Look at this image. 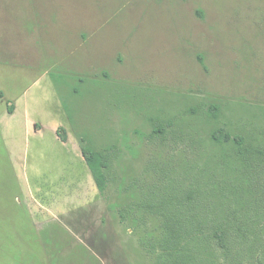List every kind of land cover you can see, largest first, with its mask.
<instances>
[{
    "label": "rangeland",
    "instance_id": "rangeland-1",
    "mask_svg": "<svg viewBox=\"0 0 264 264\" xmlns=\"http://www.w3.org/2000/svg\"><path fill=\"white\" fill-rule=\"evenodd\" d=\"M29 5L0 0L20 78L0 116V264H163L164 215L195 217L188 196L205 221L250 222L242 264H264V0ZM35 12L58 27L47 52ZM83 148L106 155L103 193Z\"/></svg>",
    "mask_w": 264,
    "mask_h": 264
},
{
    "label": "trees",
    "instance_id": "trees-1",
    "mask_svg": "<svg viewBox=\"0 0 264 264\" xmlns=\"http://www.w3.org/2000/svg\"><path fill=\"white\" fill-rule=\"evenodd\" d=\"M218 135H213V140L218 144L230 140V137L221 131ZM233 142L238 144L236 140ZM81 152L96 189L103 193L108 186L106 155L84 148ZM239 152L242 153L240 149ZM188 198L191 199L190 202L197 201L195 217L185 213L187 210L177 215H164V237L160 244L164 256H160L159 261L163 264H242L244 248L251 246L253 242L250 237V222L242 223L238 219L224 216L219 219L208 216L205 221L198 215V211L204 209L198 202L200 199L190 196ZM183 206L185 205L181 204V207ZM187 207L190 208L189 205ZM193 247L196 248L194 252Z\"/></svg>",
    "mask_w": 264,
    "mask_h": 264
},
{
    "label": "crops",
    "instance_id": "crops-1",
    "mask_svg": "<svg viewBox=\"0 0 264 264\" xmlns=\"http://www.w3.org/2000/svg\"><path fill=\"white\" fill-rule=\"evenodd\" d=\"M29 3L31 4L29 5L30 9L32 10L31 12H34L32 0H29ZM28 20V34L30 36L31 42H34L36 46H41L39 47L40 49L38 48V50L47 52L46 46L51 45L49 36L50 34L52 35V32L50 30L58 29V27L51 22L43 20L36 12L33 13L32 16L28 18ZM5 68L7 69L5 70ZM46 74H48V71H45L43 76H48ZM5 78L7 79L9 85H13L14 81L19 83L20 80L18 70L15 69V66L13 64L11 65L4 63L0 60V116L5 113L8 116L13 117L16 109L14 102L17 101V97H15L13 93H9L10 90H7L8 88L5 87ZM24 103L25 102H23V105H26ZM58 130L59 129H57V131Z\"/></svg>",
    "mask_w": 264,
    "mask_h": 264
}]
</instances>
